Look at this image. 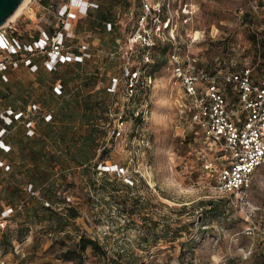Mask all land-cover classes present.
<instances>
[{"label": "rangeland", "instance_id": "374dc122", "mask_svg": "<svg viewBox=\"0 0 264 264\" xmlns=\"http://www.w3.org/2000/svg\"><path fill=\"white\" fill-rule=\"evenodd\" d=\"M50 1L53 8L46 10ZM97 1L99 9L71 20L73 35L67 38L73 50L87 45L84 62L62 63L50 73L41 67L32 72L23 62L10 67L13 58L7 54L1 59L10 68L3 73L7 80L0 79V121H7L3 111L8 108L23 112L0 137L5 147L0 146V209L17 205L0 217V263L19 264L28 256L36 264H73L62 257L63 250L51 252L60 249V229H75L71 236L76 240L82 233L100 248L95 255L90 248L75 254L74 264H264V162L249 189L231 195L214 189L203 163L215 152L182 104V89L158 49H152L151 62L159 67L136 98L125 94L123 59L107 54L126 49L139 0ZM172 1L175 15L180 2L192 4L187 22L178 16L180 41L185 44L195 31L203 35L190 46L195 68L249 65L258 75L264 71V0ZM59 5L57 0H28L18 16L0 26V34L23 43L45 27L58 30ZM104 13L111 27L109 20L95 23ZM138 48L133 65L141 67L143 50ZM43 55L31 58L42 64ZM114 76L119 81L110 91ZM55 80L63 85L61 94L51 90ZM32 103L40 110L34 112ZM30 183L34 194L26 189ZM66 196L71 201L62 209L41 208V199L58 197L62 203ZM70 210L78 215L69 218ZM248 226L255 227L249 234L243 232ZM37 231L45 235L43 246L57 244L46 249L48 258L27 253ZM21 233L22 241L16 240Z\"/></svg>", "mask_w": 264, "mask_h": 264}, {"label": "built area", "instance_id": "2783aa9c", "mask_svg": "<svg viewBox=\"0 0 264 264\" xmlns=\"http://www.w3.org/2000/svg\"><path fill=\"white\" fill-rule=\"evenodd\" d=\"M57 1L60 5L56 9V18L61 25L52 35L40 29L37 37L22 43L6 33L0 34V71L8 68L5 61L1 60L6 58L5 54L13 58L10 67L15 68L19 62H23L32 71L37 69V64L31 62L34 60L32 56L38 53L44 54L42 64L47 69H55L58 64L82 61L89 57L86 44H81L78 52H75L67 45V38L73 35L71 20L95 9L97 0ZM53 2L47 4L46 10L53 8ZM139 3L140 11L127 36L126 49L121 53H107L110 57L117 54L116 57L123 59L126 65L122 74L125 94L128 97L134 96L139 88L148 86L152 80L150 75L144 74L141 67L133 65L134 47H142L141 61L148 63L152 60L153 47L159 42H169L171 48L166 65L174 82L182 89V104L201 131L209 150L215 152L212 159L203 163L205 170L213 177V188L223 195L238 194L249 189L254 172L264 162V73L253 77L252 67L249 65L237 70L220 67L213 74L206 69L195 68V57L190 53V46L198 43L203 35L195 31L184 44L177 33L178 16L182 22H187L193 14L192 4L180 2L178 15H175L172 0H139ZM41 20L40 17L37 22ZM107 25L110 27L109 23ZM54 48L58 51L55 52ZM2 77L6 80L4 75ZM118 81V77L112 78L110 91L115 89ZM53 90L59 93L60 84L55 83ZM29 107L34 112L40 110L36 103L29 104ZM3 112L7 114L3 115L7 121L8 115L13 114L15 119L22 115V112L13 113L10 108ZM47 116L50 117L49 114ZM27 123V126H31L30 121ZM27 131L32 132L31 128ZM0 143L4 147L1 141ZM3 163L0 162V165ZM26 189L34 194L31 184ZM70 201V197L66 196L62 203L44 200L43 204L52 209H62ZM16 208L3 206L0 217H7ZM254 228L248 226L243 232L249 234Z\"/></svg>", "mask_w": 264, "mask_h": 264}, {"label": "trees", "instance_id": "16d2710c", "mask_svg": "<svg viewBox=\"0 0 264 264\" xmlns=\"http://www.w3.org/2000/svg\"><path fill=\"white\" fill-rule=\"evenodd\" d=\"M44 1V0H43ZM100 8V3L97 1V7L95 8V9H91V10H88L87 11V13H86V15H88L89 13H91V11L92 10H96V9H99ZM96 16H97V14H96ZM136 17H137V15H136ZM104 20H109V22H107V23H109L110 24V27L112 26V21L110 20V18L106 15V13H104V14H99L98 16H97V19H94V21H96L95 23H98V24H103L105 21ZM102 22V23H101ZM44 30L49 34V35H52L54 32H55V30L56 29H54L52 26H49V27H45L44 28ZM33 35L34 36H36L37 37V35H38V31H36L35 33H33ZM170 48H171V45H170V43L169 42H159V43H157L155 46H154V48L153 49H158V51H159V53L163 56V61L162 62H164L163 63V65L165 66L166 64H167V56H168V53L170 52ZM138 50H142L141 48H138ZM75 52H78L77 51V49H75L74 50ZM138 53H139V51H138ZM85 59V58H84ZM83 59V60H84ZM154 59V58H153ZM73 61V62H75V63H79V62H84V61ZM33 64H37V69H38V67H41L42 69H44L45 71H47V72H50V73H54L62 64H58L56 67H55V69H47L45 66H43V64H41V63H38L37 61H35V60H33V61H31ZM70 62V61H69ZM65 63H67V62H65ZM159 64L160 63H158L157 61H152V62H150V63H145V64H143L142 66H141V69H146L148 72V75L149 74H154V72H155V70H157V68L159 67ZM21 66H24V67H26V65H21ZM18 67V66H17ZM16 67V68H17ZM220 67H222V66H220ZM220 67H218V68H220ZM9 68V67H8ZM8 68H5L3 71H2V74L3 73H5V72H7V70H8ZM36 69V70H37ZM206 69V68H205ZM36 70H34V71H32V72H35ZM206 70H208V69H206ZM209 71V73H215L216 72V69H213V70H208ZM264 73V71L262 72V73H260L259 75L257 74V73H254V70H252V75H253V77H259V76H261L262 74ZM256 74V75H255ZM4 75V74H3ZM151 76V75H150ZM115 77V76H114ZM0 79H4L2 76L0 77ZM5 80V79H4ZM7 80V79H6ZM5 80V81H6ZM59 83L60 84V92L58 93V94H61L62 93V91H63V85H62V83H61V81L60 80H55V82L52 84L51 83V90H53V86H54V84L55 83ZM53 92H54V90H53ZM138 93H136V95H134V97L136 98V96L137 95H139V93L141 92V90H139V91H137ZM141 94V93H140ZM23 110V109H22ZM19 111V112H23V111ZM12 112L13 113H15L16 112V110L15 109H12ZM51 116V115H50ZM20 117H22V115L20 116ZM8 118H9V121H7V122H4L3 120L2 121H0V129H1V132H0V137L2 136V135H4V136H7L8 135V133H9V131H8V129H10V127L16 122V119L13 117V114H11V115H8ZM24 134H25V136H28V134L27 133H25V131H24ZM3 139L1 138V142L3 143V141H2ZM1 149L2 150H4L5 148L4 147H1ZM10 149V146L8 147V145H7V149H6V151H8ZM8 166V165H7ZM9 167V166H8ZM31 185H32V189L34 190L35 188H34V184L33 183H30ZM57 193V192H56ZM57 196V195H56ZM43 201H44V199H41L40 200V204H41V208L42 209H52L50 206H45L44 204H43ZM59 201V199H58V197L56 198V201H50V203H54V202H58ZM207 203L209 204V207H214V205L216 204L215 202H213V201H211V200H209V201H207ZM5 205H10V206H17L16 204H11V203H8V204H5ZM0 208H2V206L0 207ZM1 210V209H0ZM67 210V209H66ZM23 211L21 210V211H16V213H18V214H21ZM65 212H67V211H65ZM65 212H63V214H65ZM69 213L67 214L68 215V217L69 218H74V217H76L77 215H78V213H77V211H75V210H70V211H68ZM4 233V232H3ZM2 233V234H3ZM77 236H78V238H77V241H76V243L72 246V247H70V248H67V249H65V250H63L65 253L62 255V257H64L66 260H72V262H74V263H76V260H75V257H74V255L75 254H77V255H82L86 250H87V248H90V251L92 252V254L93 253H95L94 251L95 250H97L98 248H100L99 246H98V241L95 239V238H91L90 236H87V235H84V234H82V233H78L77 234ZM24 238V236H23V234L21 233V235H19V236H17V239L16 240H19V241H22V239ZM25 259H28V256H26V257H24L22 260H25ZM73 263V264H74Z\"/></svg>", "mask_w": 264, "mask_h": 264}, {"label": "crops", "instance_id": "0c3cea01", "mask_svg": "<svg viewBox=\"0 0 264 264\" xmlns=\"http://www.w3.org/2000/svg\"><path fill=\"white\" fill-rule=\"evenodd\" d=\"M22 214V213H21ZM46 230V229H45ZM61 230V234L63 235L64 234V236H62V240H61V244L60 245H57V244H53V245H48L49 243L48 242H45L47 245H44L43 246V243L42 242H40V241H42L41 240V237H45V235L44 234H41V233H43L42 231L40 232V231H37V232H35V235H34V238H33V241L31 242V243H29L28 245H27V253H29L30 252V250H31V252L32 251H35L36 253H39V254H41V253H43L42 254V256L41 257H44V258H48V255L50 254V252L49 251H47L46 249L49 247V248H53V246L54 245H57L58 247H60V249L59 248H56V249H54L51 253H53L54 255L57 253V252H59V251H62V250H65V249H67V248H70V247H72L73 245H74V241H75V243H76V239H75V236H71V234L73 233L74 234V230L75 229H60ZM91 238H93V237H91ZM42 247V249H40ZM89 248H87V250H88ZM49 250V249H48ZM47 254V255H46ZM96 253H93V255H95ZM49 256H51V255H49ZM94 258H96V257H94ZM37 259V258H36ZM39 261L38 260H28V259H25V260H21L20 261V263L19 264H36V263H38ZM42 262H46V261H41V263ZM67 263H72V260H67L66 261ZM46 263H48V262H46Z\"/></svg>", "mask_w": 264, "mask_h": 264}, {"label": "water", "instance_id": "95a60500", "mask_svg": "<svg viewBox=\"0 0 264 264\" xmlns=\"http://www.w3.org/2000/svg\"><path fill=\"white\" fill-rule=\"evenodd\" d=\"M22 0H0V26L13 13Z\"/></svg>", "mask_w": 264, "mask_h": 264}, {"label": "bare ground", "instance_id": "6f19581e", "mask_svg": "<svg viewBox=\"0 0 264 264\" xmlns=\"http://www.w3.org/2000/svg\"><path fill=\"white\" fill-rule=\"evenodd\" d=\"M28 0H22L20 2V4L17 6V8L13 11V13L6 19V21L4 23H6L7 21L13 20L16 16H18V14L20 13V11L24 8V6H26Z\"/></svg>", "mask_w": 264, "mask_h": 264}]
</instances>
